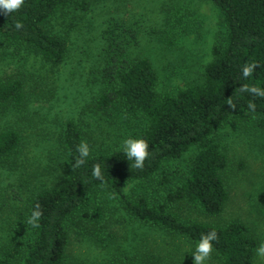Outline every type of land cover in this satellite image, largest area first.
<instances>
[{
    "label": "rangeland",
    "instance_id": "374dc122",
    "mask_svg": "<svg viewBox=\"0 0 264 264\" xmlns=\"http://www.w3.org/2000/svg\"><path fill=\"white\" fill-rule=\"evenodd\" d=\"M77 2L81 0H76ZM59 8L50 29L66 42L62 63L46 61L36 51L0 38V79H22L26 98L0 111V132L16 128L22 135L20 151L7 162L0 156V250L16 234L29 193L58 180L66 172L61 151L64 124L74 120L89 150L123 148L136 138L139 120L120 105L102 108L98 98L108 87L105 67L117 53L119 61L149 58L160 76L158 91L176 92L202 78L213 59L212 48L225 33L221 12L212 0H88ZM178 9L189 10L199 25L170 45L167 28ZM228 155L230 199L218 217H207L186 205L175 207L184 219L226 223L240 220L264 242V127L243 113L220 130ZM193 150L170 169L187 168ZM163 189L155 178L125 186L129 195L149 194L159 199ZM165 192V190H164ZM100 204L107 215L101 238L92 226L69 220V264H193V242L132 217L122 200L110 191L91 195L83 210ZM205 264H221L212 250ZM251 264H264L257 254Z\"/></svg>",
    "mask_w": 264,
    "mask_h": 264
},
{
    "label": "trees",
    "instance_id": "16d2710c",
    "mask_svg": "<svg viewBox=\"0 0 264 264\" xmlns=\"http://www.w3.org/2000/svg\"><path fill=\"white\" fill-rule=\"evenodd\" d=\"M221 12L225 33L212 48L213 59L206 64L202 78L190 82L176 92L158 91L160 76L152 61L140 57L119 61L117 53L105 67L109 87L101 93L98 105L110 108L120 105L141 130L136 138L149 145V157L143 169L131 168L123 148L89 150L85 162L80 159L77 145L84 142L79 125L74 120L64 124L61 151L66 160V172L58 180L28 195L26 209L16 228L14 238L0 250V264H69L71 240L69 220L92 226L101 238L107 221L100 204L83 210L92 194L110 191L121 198L125 210L140 222L199 242L202 235L215 230L213 251L221 264H251L260 246L252 228L240 220L215 223L184 219L175 207L186 205L207 217H218L224 211L230 192L227 183L229 155L219 139L220 130L230 119L243 113L258 118L264 127V98L240 92V86L255 85L264 89V0H212ZM78 3L87 9L88 0H25L22 8L8 16L0 14V38L39 53L46 61L59 64L66 56L65 40L54 33L49 20L59 8ZM23 24L20 30L14 24ZM199 25L189 10L178 9L167 28L170 45ZM255 62L252 76L244 78L242 68ZM25 82L22 79H0V111L10 104L25 102ZM231 99L236 109L227 101ZM255 104V111L248 108ZM22 135L16 128L0 132V156L10 162L20 151ZM193 150L187 168L170 169V163L180 160ZM100 165L102 180L92 176L94 165ZM155 178L163 189L157 199L153 195H129L125 186ZM165 190V192H164ZM39 205L42 212L33 228L26 223Z\"/></svg>",
    "mask_w": 264,
    "mask_h": 264
},
{
    "label": "clouds",
    "instance_id": "9594fccd",
    "mask_svg": "<svg viewBox=\"0 0 264 264\" xmlns=\"http://www.w3.org/2000/svg\"><path fill=\"white\" fill-rule=\"evenodd\" d=\"M25 0H0V14L8 16L13 12H16L22 8ZM15 29L20 30L23 28V24L17 21L14 24ZM258 67V65L253 62L251 64H245L242 68V76L244 78H248L252 76L254 70ZM240 92L249 93L252 96L264 98V89L259 87L248 86L247 84L240 86ZM228 106L235 110L236 105L233 103L231 99L227 101ZM255 104L253 102H249L248 108L251 111H255ZM149 145L147 141L143 138H126L123 141V152L128 161H132L130 164L131 168L135 169H143L145 161L148 159L150 153L148 151ZM77 151L80 154V159H78L75 163V167L81 166L85 159L89 156V147L87 143L82 142L77 145ZM92 176L102 180V173L100 165H94L92 168ZM42 216V212L39 210V205L32 211L31 216L28 217L26 223L33 228L39 227V219ZM218 240V235L215 230L210 231L209 233L202 235L199 242L195 245V248L189 250L193 256V264H205V262L210 258L212 250H213V241ZM257 256L264 260V242L260 244V246L256 250Z\"/></svg>",
    "mask_w": 264,
    "mask_h": 264
}]
</instances>
